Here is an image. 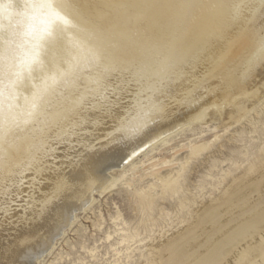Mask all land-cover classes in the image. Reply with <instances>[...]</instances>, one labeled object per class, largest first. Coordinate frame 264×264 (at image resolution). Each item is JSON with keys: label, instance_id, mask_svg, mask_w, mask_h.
<instances>
[{"label": "rangeland", "instance_id": "1", "mask_svg": "<svg viewBox=\"0 0 264 264\" xmlns=\"http://www.w3.org/2000/svg\"><path fill=\"white\" fill-rule=\"evenodd\" d=\"M37 1L0 0V260L18 248V236L38 225L36 210L52 202L64 220L52 226L50 234L44 232V250L36 264H136L138 251L159 237L158 229L175 231L186 213L172 204L177 194H158L152 203L162 212H148L158 218L156 226L146 221L143 225L141 219L148 213L135 192L152 183L150 193L160 192L152 170L162 176L178 172V191H200L197 200L212 198L223 186H213L221 181L220 173L233 167L230 149L245 154L260 143L264 90L255 99L241 96L235 101L242 99L248 108L234 123L226 117L234 100L215 101L264 61V0H91L92 9L100 6L103 16L114 17L104 24L100 19L99 25L85 13L84 0H50L55 10H43ZM62 11L73 17L67 26L59 21ZM85 34L93 36L85 42ZM89 44L94 49L90 57ZM75 56L88 59V66L61 85L58 79L69 71ZM162 106L178 107L171 124L180 122L186 110H198L165 135L169 142L157 143L153 151H146L148 156L143 149L133 159L124 157L119 168L106 172L102 185L79 191L81 200L60 196L65 192L53 187L54 176L60 183H75L86 155L110 140L114 123L103 118L108 111L115 109L109 114L125 115L130 124L146 123L139 127L140 134L161 124L157 119ZM254 127L257 132L251 133ZM137 137L127 141L133 143ZM238 137L243 141L234 142ZM194 146L202 148L190 160ZM238 157L239 169L233 175L247 166L246 156ZM213 159L216 167L210 169ZM262 192L256 197L264 203ZM120 231L135 237L114 246ZM255 241L264 246V239Z\"/></svg>", "mask_w": 264, "mask_h": 264}, {"label": "bare ground", "instance_id": "2", "mask_svg": "<svg viewBox=\"0 0 264 264\" xmlns=\"http://www.w3.org/2000/svg\"><path fill=\"white\" fill-rule=\"evenodd\" d=\"M37 2L40 3V6L43 8V10L45 8L46 9L50 8V10L56 9V7H55L56 5H54L53 2H51L50 0H38ZM65 2H67V1H65ZM84 2L86 4L84 3L85 5H82V6L87 8L85 13H87L88 17L95 20L96 24H98V25L101 23L104 24L106 22L113 20V18H114L113 16L107 17V16H103L101 14L103 12H102V9H99L100 6L95 7V9H92V7L94 5H91L90 2H93V1L84 0ZM96 2H97V0H96ZM69 17H71V16H69L66 13V11L65 12L62 11L61 16H60V20H59L60 23L64 22V23H66V26H67V22L70 20ZM71 18H73V17H71ZM100 19L103 22H101V23L98 22ZM59 21L57 20V21H55V23H59ZM104 21H106V22H104ZM74 25H76V24H74ZM74 30H77V28H74ZM39 33L40 32H38V34ZM86 33H88V32H86ZM85 35H87L83 39V40H85V42H87L88 39L89 38L91 39L93 36V34H85ZM40 36H41V34H40ZM57 39H58V37H57ZM62 42H60V43L62 44ZM55 43H56V41H55ZM88 46H89V51L87 53H89L88 57H90L92 55V52L94 51V49H93L91 44H89ZM23 48H25V47H23ZM73 60H74V62H71L67 66V68H69V71L66 73V75H63L64 78L62 76V80L60 78L58 79L61 81V85L67 84L69 81L72 80V78H75L76 75L82 69H84L88 66V59H85V60L80 59L79 60L75 56V59H73ZM75 60H77V61H75ZM60 70H61V68H60ZM63 74H65V72ZM49 76H51V75H49ZM52 77H53V75H52ZM51 80H49V81H51ZM242 82L243 83L240 82L239 85L233 87V88H236L235 90H233V88L231 87L230 89L223 90L222 92H220L216 96V98L218 100L215 101V103L216 102L218 103V101H222L225 103V102L234 100V102H233L234 105H233L231 111L229 112L226 109L228 112V115L226 117H228V119L230 121L233 120V123L235 121H237L239 119V117L242 116V114H244L247 111V108H248L247 103L242 102V99H241V102H239V101L235 102L236 100L239 99V97L241 98V96H242V97H244L243 99L246 100L249 98L255 99L258 96L259 97L261 96V92L264 90V61L260 64V66H258L254 70V72L252 73V76L250 75L249 77H247V79H245ZM49 84H50V82H49ZM54 84H55V82L53 83V85ZM39 86H41V85H39ZM49 88L51 89L50 86H49ZM54 90L57 91L56 89H54ZM34 93H35V91H33V94ZM37 96H39V95H37ZM1 98H0V100H1ZM36 98H34V99H36ZM46 98H47V96H46ZM5 100H7V99H5ZM14 103H16V102H14ZM36 103H37V101H36ZM36 103H34V104H36ZM229 105H231V104H229ZM176 108H178V107H175V108H173V107L168 108L167 107L166 108V107L162 106L161 112L158 113V114H160V119H157L161 122V124L159 123V124L149 128V129L146 128V130L141 131L140 134H138L139 127L145 126L146 123H140L141 121H138V123L132 122L133 124H130L131 122L128 123L130 120H128L126 117H124L125 115H120V113H119L118 116H115V117L111 116L113 114V113L111 114V111H116L115 109H111L110 111H108L105 114L106 116L103 117V118L107 117V118L111 119L112 122L114 123L113 126L110 128L111 132L113 133L110 137V140L103 144L104 147L102 149H98V150L93 151L91 153H88L86 155V156H88L86 163L84 165H82V167H80V169L77 168L80 173L77 176V181L75 183L66 185V184H64V182L60 183L59 182L60 180H58L57 177L54 176L56 182L54 183L53 187L59 186L58 188H60V190H64L65 193L61 192L62 194H60V196L61 195L64 196V194H66L67 198L69 196L71 198V197H74V195H75L74 198L77 201L81 200L84 195H83V193H80L79 191L84 190V189L87 191L88 189H91V187H93V186H96L95 188H97V186L102 185L108 179V173H106V172L109 171L114 166L119 168L123 164L122 161L124 160V157L132 156V159H133V157L136 156L143 149L145 150L146 156H148V152H146L148 149L153 147L150 149V151H153L154 147L156 146L157 143H161L162 145H164L165 143L169 142V138L167 136L165 137V135L172 132L175 128H177L179 125H181L185 120H189L188 117L194 116L196 110H198L197 108L186 110L183 113V117H181L180 122H175V123L171 124L170 120L172 119V115L174 114V111ZM263 110H264V108H263ZM49 114H51V112H49ZM126 115H128V114H126ZM221 115H224V114L222 113ZM36 116L37 115H35V117ZM129 116L130 115H128L127 117H129ZM153 116H149L148 119H154L155 117H153ZM220 118H221V121L224 122L223 117L220 116ZM230 121L226 124H229ZM171 122H173V120H171ZM95 124H97V123H95ZM226 124L222 123V125H226ZM258 125H259V123H258ZM27 126H25V127H27ZM256 132H257V129L254 127L253 130L251 131V133H256ZM135 133H136V135H135ZM243 133L244 132H241L239 134H241V136H242ZM258 135H259L258 139L260 140V143H258V144L254 143V145L252 144V147L249 148L250 150H248V152L246 151L245 154L241 152L242 150L239 151L238 149L233 148V147H232L233 149H230V151H229L230 156L229 157L231 159H229V158L228 159H229V161H231V163L229 162L230 166H233V167L228 168L226 170H223L222 172L217 170V172L218 171L221 172L220 173L221 181H220V179L217 182H215V180H214V182L216 184L214 183L213 186L219 187L220 184L221 185L223 184V186H222V189L219 190L220 192H218V195H216L212 198L209 196L207 199H202V198H200V196H198L200 200H197L196 196L200 192L199 191L200 189H198V188H197V190L199 192L196 195H194L188 189L183 190V188H182V191H178V189L176 188V187H178L177 186L178 185L177 181H178V177H179L178 172L174 176H171V174H168V176H167V174L165 176H162V174H160L158 172V170L157 171L152 170L150 175L153 177V179L156 180V182L159 183L158 189H160V192L154 193V194L150 193L149 190L152 189V187L154 186L153 183L151 185L147 186V190L136 191L135 193L138 195V198H139V200L137 202L142 204V210H146L147 213L148 212L153 213V212H155V210L158 212H162L161 209L157 210V208H156L157 205L153 206V203H152L153 199L155 197H157L158 194L166 195L167 193L168 194L171 193L172 195H174L173 193H175V194H177V196H176L177 198H176V200H174V203H172V204L176 208L183 210V211H186V213L184 214V212L183 213L181 212L184 215H183L182 219H180L179 222L177 221L178 222L177 226L178 225L179 226L178 227L175 226L176 227L175 231L171 232L172 228L170 229V231L158 229V230H160L158 232L159 237L158 238L155 237L156 239H152L151 240L152 242L150 244H146L144 246L145 249L144 250L142 249L143 251H141V250L138 251V252H140L138 258L136 257L137 254L135 255V257L137 258L136 264H231L230 260H232L233 264H264V246L260 243L257 244L255 241L256 239H259V240L264 239V203L262 200H259L256 197L259 191L262 192V184L264 181V126L260 128V132H258ZM127 136H129V138H126ZM136 136H138V137L136 138L135 142L130 143L127 141L131 138H135ZM238 138L239 139L236 138V140L234 139V142L240 143L243 141L242 138L241 139H240V137H238ZM111 144H114V145H111ZM201 148H202L201 146H194L193 152H192L189 159L191 160V159L195 158L199 154ZM238 156H246V159H244V160L247 163V166L246 165H245L246 167L243 166V167H245V168H242L243 171L240 172L238 175H236V173L238 172L237 170L239 168L236 165L235 160H237ZM214 159L211 161V164L209 165L210 169L213 167H216L215 166L216 160H214ZM228 159H225V160L227 161ZM238 160H239V157H238ZM220 163H219V165H220ZM162 164H164V165L168 164L169 165V163L166 161L162 162ZM150 168L152 169V167H150ZM182 169H184V167H182ZM234 171L235 172L237 171L235 173V175L232 174V172H234ZM218 174L219 173H217V175ZM228 176H230L231 178L227 179ZM52 178H51V180H52V182H54V178L53 179ZM224 181H225V183H224ZM200 186H202V185H200ZM12 189H15L14 186L12 187ZM14 192L15 191H11V193H14ZM55 192H57V191H55ZM44 193H45V191H44ZM262 193H264V192H262ZM64 200H65V198H64ZM68 203H70V202H68ZM3 204L4 203H2V205ZM47 204L48 205H46L44 208L36 210L37 213H35V217L37 218L36 222L38 221L37 222L38 225L35 228L32 227V228L26 230L25 232H23L21 234V236H18L19 238L16 241V243H18L16 246L19 245L18 248H15L14 251L7 252V253H9V254L6 253L7 255L3 254V256L1 257L2 260H0V264H36V261L42 255V251L44 250L43 249L44 246L42 247L41 244L45 240V236H44V235H46L45 233L48 232L52 226L53 227L56 226L57 222L64 220V215H63L64 213L61 215L60 207H58L56 204H54L52 202H50V204L48 202ZM0 208H1V206H0ZM3 211H7L6 208H4ZM158 217H161V215L160 216L158 215ZM141 218H142V216H141ZM156 219L158 220V218H156ZM156 219L153 217H150V214L148 213V215L145 217V219H141V220L143 222V225H144V222L146 221V222H149V225H155L156 226V224H155V222L157 221ZM51 232L52 231L50 230L49 234ZM169 232H171V233H169ZM118 237H119L118 241H116L114 243V246L122 245L124 242L128 241L129 238H134L135 234L128 235V233L126 234L125 231H120L118 233ZM122 246H124V245H122ZM31 247L34 249V251H31V249H30ZM113 250L118 253L117 248H114ZM131 262H130V264H131ZM133 263H135V262H133Z\"/></svg>", "mask_w": 264, "mask_h": 264}]
</instances>
